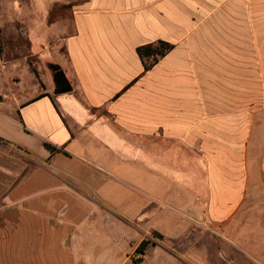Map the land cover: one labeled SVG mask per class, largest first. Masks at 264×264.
Segmentation results:
<instances>
[{"label":"crops","instance_id":"obj_1","mask_svg":"<svg viewBox=\"0 0 264 264\" xmlns=\"http://www.w3.org/2000/svg\"><path fill=\"white\" fill-rule=\"evenodd\" d=\"M0 264H264V0H0Z\"/></svg>","mask_w":264,"mask_h":264},{"label":"trees","instance_id":"obj_2","mask_svg":"<svg viewBox=\"0 0 264 264\" xmlns=\"http://www.w3.org/2000/svg\"><path fill=\"white\" fill-rule=\"evenodd\" d=\"M173 48V45L163 41H160L157 44H149L139 47L137 52L143 61L145 71H149L155 64L159 62L161 58L172 51ZM35 73L38 76V73L36 71ZM45 147L49 149L51 153H55L61 150L50 143H45ZM149 243L150 241H143L137 248L135 254L136 256H138V258H134L135 262H140L142 260V256L145 254L146 247Z\"/></svg>","mask_w":264,"mask_h":264},{"label":"flooded vegetation","instance_id":"obj_3","mask_svg":"<svg viewBox=\"0 0 264 264\" xmlns=\"http://www.w3.org/2000/svg\"><path fill=\"white\" fill-rule=\"evenodd\" d=\"M57 84H58V87H59V88L65 86V83H64V81L62 80L61 76H58V77H57Z\"/></svg>","mask_w":264,"mask_h":264},{"label":"rangeland","instance_id":"obj_4","mask_svg":"<svg viewBox=\"0 0 264 264\" xmlns=\"http://www.w3.org/2000/svg\"><path fill=\"white\" fill-rule=\"evenodd\" d=\"M21 1V3H25V4H27V0H20ZM25 81L27 82L28 80L27 79H29L28 77H27V74H25ZM229 253V252H228ZM223 255L225 256V259L227 260L228 259V256H227V254L226 253H223ZM214 263V262H213Z\"/></svg>","mask_w":264,"mask_h":264},{"label":"water","instance_id":"obj_5","mask_svg":"<svg viewBox=\"0 0 264 264\" xmlns=\"http://www.w3.org/2000/svg\"><path fill=\"white\" fill-rule=\"evenodd\" d=\"M67 91H69V89H64V90H63V92H67Z\"/></svg>","mask_w":264,"mask_h":264}]
</instances>
